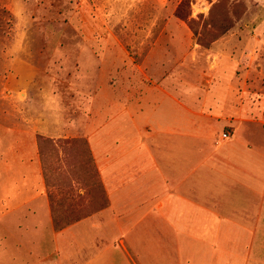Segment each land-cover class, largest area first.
Returning a JSON list of instances; mask_svg holds the SVG:
<instances>
[{
    "label": "rangeland",
    "instance_id": "374dc122",
    "mask_svg": "<svg viewBox=\"0 0 264 264\" xmlns=\"http://www.w3.org/2000/svg\"><path fill=\"white\" fill-rule=\"evenodd\" d=\"M243 120L264 121V0H0V136L39 151L57 229L108 205L96 156L113 141L177 122L225 138ZM121 213L99 230L115 264H179L160 215L145 234Z\"/></svg>",
    "mask_w": 264,
    "mask_h": 264
},
{
    "label": "crops",
    "instance_id": "0c3cea01",
    "mask_svg": "<svg viewBox=\"0 0 264 264\" xmlns=\"http://www.w3.org/2000/svg\"><path fill=\"white\" fill-rule=\"evenodd\" d=\"M237 122L226 138L215 129L201 133L198 126L192 134L180 133L192 126L177 122L153 129L164 132L162 140L153 133L113 141L109 154L96 156L108 205L60 229L39 151L18 148L12 155L0 136V238L6 253L27 264H115L118 246L99 230L108 215L129 210L135 225L153 212L164 219L173 236L160 238H177L179 264H264V121ZM148 218L145 234L152 226ZM143 253L148 259L153 252L144 247Z\"/></svg>",
    "mask_w": 264,
    "mask_h": 264
},
{
    "label": "built area",
    "instance_id": "2783aa9c",
    "mask_svg": "<svg viewBox=\"0 0 264 264\" xmlns=\"http://www.w3.org/2000/svg\"><path fill=\"white\" fill-rule=\"evenodd\" d=\"M228 135H229V134L225 133V134H224V137L226 138V137H228Z\"/></svg>",
    "mask_w": 264,
    "mask_h": 264
},
{
    "label": "trees",
    "instance_id": "16d2710c",
    "mask_svg": "<svg viewBox=\"0 0 264 264\" xmlns=\"http://www.w3.org/2000/svg\"><path fill=\"white\" fill-rule=\"evenodd\" d=\"M91 155V157H93V155L92 154H90Z\"/></svg>",
    "mask_w": 264,
    "mask_h": 264
}]
</instances>
